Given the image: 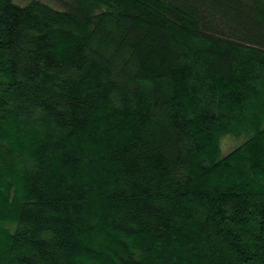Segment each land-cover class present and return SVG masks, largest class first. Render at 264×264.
<instances>
[{
    "label": "trees",
    "instance_id": "trees-1",
    "mask_svg": "<svg viewBox=\"0 0 264 264\" xmlns=\"http://www.w3.org/2000/svg\"><path fill=\"white\" fill-rule=\"evenodd\" d=\"M0 264H264V0H0Z\"/></svg>",
    "mask_w": 264,
    "mask_h": 264
},
{
    "label": "rangeland",
    "instance_id": "rangeland-1",
    "mask_svg": "<svg viewBox=\"0 0 264 264\" xmlns=\"http://www.w3.org/2000/svg\"><path fill=\"white\" fill-rule=\"evenodd\" d=\"M21 2L25 1V0H19ZM246 139V137H234L231 135H227L223 138L222 140V155H226L228 154L230 151H232L234 148H236L237 146H239L240 144H242V142H244Z\"/></svg>",
    "mask_w": 264,
    "mask_h": 264
}]
</instances>
